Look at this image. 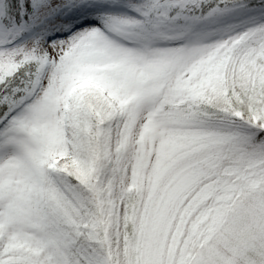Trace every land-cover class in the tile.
Here are the masks:
<instances>
[{
  "label": "snow or ice",
  "instance_id": "obj_1",
  "mask_svg": "<svg viewBox=\"0 0 264 264\" xmlns=\"http://www.w3.org/2000/svg\"><path fill=\"white\" fill-rule=\"evenodd\" d=\"M0 264H264V0H0Z\"/></svg>",
  "mask_w": 264,
  "mask_h": 264
}]
</instances>
